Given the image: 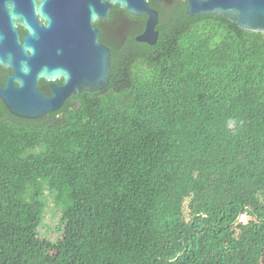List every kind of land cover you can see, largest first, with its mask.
Returning <instances> with one entry per match:
<instances>
[{"label":"trees","instance_id":"16d2710c","mask_svg":"<svg viewBox=\"0 0 264 264\" xmlns=\"http://www.w3.org/2000/svg\"><path fill=\"white\" fill-rule=\"evenodd\" d=\"M186 1L77 104L27 119L0 99V264H264V32Z\"/></svg>","mask_w":264,"mask_h":264},{"label":"water","instance_id":"95a60500","mask_svg":"<svg viewBox=\"0 0 264 264\" xmlns=\"http://www.w3.org/2000/svg\"><path fill=\"white\" fill-rule=\"evenodd\" d=\"M148 1L0 0V66L11 70L6 83L0 82V99L8 111L21 118H39L60 108L68 95L105 87L110 51L98 42L93 22L108 18L112 5L133 17L145 15V27L136 39L152 44L158 36V11ZM185 12L226 17L245 30L264 32V0H187ZM18 26L25 30L22 38ZM84 29L92 31L93 38L78 49L75 35ZM57 37L60 45L68 48L67 57H63L68 67L59 66L49 55ZM60 77L64 85L52 86L51 96L38 89L39 79Z\"/></svg>","mask_w":264,"mask_h":264},{"label":"flooded vegetation","instance_id":"af4514ba","mask_svg":"<svg viewBox=\"0 0 264 264\" xmlns=\"http://www.w3.org/2000/svg\"><path fill=\"white\" fill-rule=\"evenodd\" d=\"M169 1L170 0H152L154 6H150L156 9V6H164ZM138 17L142 18L137 19L133 16L129 18L126 16L124 9L120 8L119 6L112 5L108 18L97 19L93 22L94 27L98 31V42L102 46L108 47L110 51V57L112 56L113 52H120V50L124 48L126 41L131 35H134L136 39V36L143 31L145 27L146 16L144 15ZM40 22L42 25H46L44 21L40 20ZM18 31L20 37L22 38L23 34L25 33V30L21 26H18ZM92 38V31H86V29H84V31L77 32L75 35V40L79 42L78 49L81 47V44L87 43L89 41L91 42ZM59 40L60 38L57 37L56 41L53 43V46L49 49V55L53 56V58L56 59V62L59 66L68 67L67 61L63 59V57H67L68 48L61 46ZM84 46L86 47V45ZM42 55H45L44 50ZM10 73V69L3 68L0 66V82L2 84L6 83V79ZM63 85L64 81L62 77L55 78L54 80H46L44 78H41L38 81V89L42 91L46 96L52 95V86L61 87ZM82 92L84 91H80L78 94L68 95L64 99L62 105L65 103L66 100H68L70 104H77L79 98L75 96H79Z\"/></svg>","mask_w":264,"mask_h":264},{"label":"rangeland","instance_id":"374dc122","mask_svg":"<svg viewBox=\"0 0 264 264\" xmlns=\"http://www.w3.org/2000/svg\"><path fill=\"white\" fill-rule=\"evenodd\" d=\"M47 193L48 191L45 192V194ZM45 199L48 204V208L46 212L45 221L40 226L38 236L39 238L56 239L57 237L60 236V232H61L59 228H57L59 221L58 209L52 205V199H53L52 195L48 196L47 198L45 197ZM62 209L63 206L61 205L60 212ZM47 252H48L47 249L38 246L36 242H31L29 246L25 248V253L29 256L30 260L32 261H37L42 254Z\"/></svg>","mask_w":264,"mask_h":264}]
</instances>
